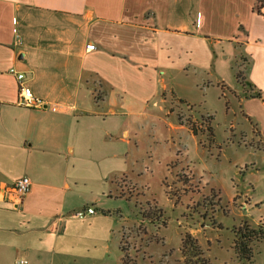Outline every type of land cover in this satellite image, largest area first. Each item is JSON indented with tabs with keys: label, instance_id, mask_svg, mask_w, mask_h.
<instances>
[{
	"label": "crops",
	"instance_id": "1",
	"mask_svg": "<svg viewBox=\"0 0 264 264\" xmlns=\"http://www.w3.org/2000/svg\"><path fill=\"white\" fill-rule=\"evenodd\" d=\"M255 7L0 0V194L32 183L21 203L0 195V264H111L137 129L166 76L235 70L237 84L223 87L264 128V7ZM11 69L42 106L20 105ZM88 208L96 214L75 216Z\"/></svg>",
	"mask_w": 264,
	"mask_h": 264
},
{
	"label": "rangeland",
	"instance_id": "2",
	"mask_svg": "<svg viewBox=\"0 0 264 264\" xmlns=\"http://www.w3.org/2000/svg\"><path fill=\"white\" fill-rule=\"evenodd\" d=\"M236 75L223 67L165 77L163 103L137 129L129 194L116 201L111 264H264V243L250 263L234 249L238 228L264 222V128L223 87Z\"/></svg>",
	"mask_w": 264,
	"mask_h": 264
},
{
	"label": "trees",
	"instance_id": "3",
	"mask_svg": "<svg viewBox=\"0 0 264 264\" xmlns=\"http://www.w3.org/2000/svg\"><path fill=\"white\" fill-rule=\"evenodd\" d=\"M264 7V0H256V11L261 12ZM238 80L240 73L237 74ZM251 99H262L260 94L249 96ZM194 135L200 130L196 124L189 126ZM257 243H264V224L250 225L243 224L236 230L235 253L237 258L242 262L250 263L254 258V247Z\"/></svg>",
	"mask_w": 264,
	"mask_h": 264
},
{
	"label": "built area",
	"instance_id": "4",
	"mask_svg": "<svg viewBox=\"0 0 264 264\" xmlns=\"http://www.w3.org/2000/svg\"><path fill=\"white\" fill-rule=\"evenodd\" d=\"M95 49L96 47L93 44L87 46L88 51H93ZM10 74L13 75L18 82V98L20 105L26 107L42 106L41 103L34 98L31 90L24 85V74L17 72L15 69H11ZM31 185V180L28 177H25L16 181L10 189H7L0 195L2 198H5L8 194L12 195L15 202L21 203L22 199L30 192ZM94 214H96V211L93 208H88L85 211L77 213L75 216L78 218H84L87 215ZM19 264H25V262L21 261Z\"/></svg>",
	"mask_w": 264,
	"mask_h": 264
}]
</instances>
